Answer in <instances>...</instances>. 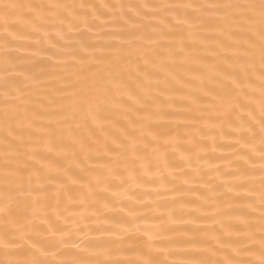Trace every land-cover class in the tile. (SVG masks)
I'll use <instances>...</instances> for the list:
<instances>
[{
  "label": "bare ground",
  "instance_id": "1",
  "mask_svg": "<svg viewBox=\"0 0 264 264\" xmlns=\"http://www.w3.org/2000/svg\"><path fill=\"white\" fill-rule=\"evenodd\" d=\"M4 3L0 261L259 264V0Z\"/></svg>",
  "mask_w": 264,
  "mask_h": 264
},
{
  "label": "snow or ice",
  "instance_id": "2",
  "mask_svg": "<svg viewBox=\"0 0 264 264\" xmlns=\"http://www.w3.org/2000/svg\"><path fill=\"white\" fill-rule=\"evenodd\" d=\"M19 7L16 4L13 3H4L0 5V8L3 9V20L5 23L8 21V17L11 13V10ZM224 7H242L247 10H249L250 13H255L258 10L259 14V19H260V38H261V74L260 78L262 81L261 84V89H262V97H264V0H259V3H250V4H245V5H225ZM249 20L254 19L252 15H249L248 17ZM100 101H97L99 103ZM82 104L85 105H90L91 101L90 99L85 96L82 99ZM262 117H264V101H262ZM248 132L252 133V137L254 138L256 136V133L253 128H249L247 130ZM145 137L149 135V133H142ZM259 137H260V147L259 151L261 154V159L264 160V118L261 119L260 121V132H259ZM121 147L125 148L126 151H136V144L132 143L131 145H125L122 144ZM7 176V173H6ZM39 179V177H38ZM262 184H264V177H262L261 180ZM40 185H38L39 187ZM31 187V185H30ZM16 191V189H13L11 186H7L3 190V195H0V217H3L6 221L11 218L14 215V195L13 192ZM262 201H264V193L261 194ZM13 241L7 240V239H2L0 238V247L3 248H8ZM51 242H42L41 246L36 249L37 253L42 252V249L46 248L47 246L50 245ZM60 243H65V241H60ZM54 246V245H53ZM260 260L259 264H264V234H262L261 239H260ZM0 264H55V262L48 261L45 259L40 258L39 255L36 253L33 254V258L31 260L23 261V262H16V261H0ZM73 264H86V262H81V261H74ZM96 264H141V262H136V261H109V260H104V261H97ZM142 264H162L161 261L154 260V259H148L144 260ZM201 264H256L255 261H236V260H227V261H204L201 262Z\"/></svg>",
  "mask_w": 264,
  "mask_h": 264
}]
</instances>
